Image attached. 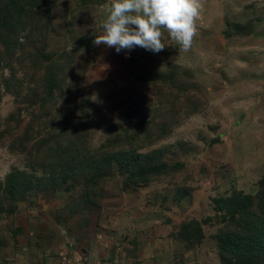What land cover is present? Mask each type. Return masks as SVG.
<instances>
[{
	"label": "rangeland",
	"instance_id": "rangeland-1",
	"mask_svg": "<svg viewBox=\"0 0 264 264\" xmlns=\"http://www.w3.org/2000/svg\"><path fill=\"white\" fill-rule=\"evenodd\" d=\"M111 3L0 28V264H264L218 251L231 197L264 206V0H202L192 47L158 53L93 43Z\"/></svg>",
	"mask_w": 264,
	"mask_h": 264
},
{
	"label": "clouds",
	"instance_id": "clouds-1",
	"mask_svg": "<svg viewBox=\"0 0 264 264\" xmlns=\"http://www.w3.org/2000/svg\"><path fill=\"white\" fill-rule=\"evenodd\" d=\"M202 7V0H112L103 33L93 43L114 47L118 53L135 47L158 53L166 46V31L187 51L198 33Z\"/></svg>",
	"mask_w": 264,
	"mask_h": 264
},
{
	"label": "trees",
	"instance_id": "trees-1",
	"mask_svg": "<svg viewBox=\"0 0 264 264\" xmlns=\"http://www.w3.org/2000/svg\"><path fill=\"white\" fill-rule=\"evenodd\" d=\"M36 1L37 0H5L4 2L3 0H1L0 28L7 27L9 25V22L14 23V21H20V19L24 18V16L27 14L28 8L35 6ZM63 81L64 79L57 78L55 74H50V78L48 79L45 87L47 94L51 95L53 89H61ZM130 123L132 124L133 122L130 120ZM128 159L129 156L126 155V165L129 164ZM72 160L75 163L77 161L74 157H72ZM98 164L102 165L101 163ZM177 166L178 164H174V168H176ZM147 169L148 170L144 171L146 172V174H149L151 171L149 168ZM21 174L22 172H20V174L13 173V175L8 178L9 185L12 187V189L18 190V184H22L21 181H25L21 178ZM128 177L129 179H134L135 181L146 179L144 174L134 175L132 171L128 172ZM238 198L239 197L237 195L231 197L232 202L230 203V205L233 206V219L235 221L233 220L232 223L234 224L235 228H231V230H228L226 232L218 233V251L224 253L225 255L236 253L241 250H245L247 253L251 250H254V254H264V206L260 207V212L255 216L252 209L248 206L250 203L249 201L243 202L242 200H240L242 202L236 205ZM261 201L263 202V199ZM229 202L230 199L226 200V202H221L220 205H226ZM262 204H264V202ZM236 213L246 215L249 218L248 220L239 222L240 227L242 228V230H244V233L242 234L239 233L241 231L238 229V219L235 218ZM197 236V241H199L202 237L201 228H198ZM226 236L236 237L234 239L235 243L229 244V242L223 241ZM224 264L227 263L224 261Z\"/></svg>",
	"mask_w": 264,
	"mask_h": 264
}]
</instances>
